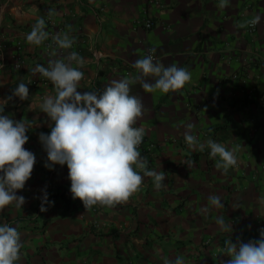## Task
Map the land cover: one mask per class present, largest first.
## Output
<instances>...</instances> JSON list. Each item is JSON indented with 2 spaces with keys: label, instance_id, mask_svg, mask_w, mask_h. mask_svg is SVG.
Wrapping results in <instances>:
<instances>
[{
  "label": "crops",
  "instance_id": "obj_1",
  "mask_svg": "<svg viewBox=\"0 0 264 264\" xmlns=\"http://www.w3.org/2000/svg\"><path fill=\"white\" fill-rule=\"evenodd\" d=\"M218 4L219 0H0V114L26 120L29 139L24 147L36 157L31 178L16 193L26 203L0 211V225L17 228L21 236L17 264H163L176 257L184 264H221L230 259L224 255L226 241L260 238L264 0H230L224 9ZM50 9L55 15L53 23L46 24L48 40L71 29L76 41L72 49H56L57 56L51 55L55 45L47 49L44 43L33 46L26 41L31 26L41 16L48 19ZM257 14L262 18L254 31L236 27ZM147 19L154 22L151 28L145 26ZM19 40L24 43L21 69L14 65ZM149 48L155 49L158 62L176 64L192 74L183 89L167 94L145 92L139 82L131 86L130 94L144 104L135 126H142L155 145L152 154L139 151L150 170L164 173V186L157 191L152 178L144 177L140 191L127 203L86 210L72 198L67 165L52 170L44 166L47 153L39 134L50 133L53 122L40 105L55 92L49 80L32 70L75 51L85 60L77 91L102 92L112 80L136 75L133 64ZM21 82L29 98L6 101ZM188 123L195 125L193 134L201 143L212 139L229 149L238 147L237 166L225 174L215 168L218 157L213 159L210 149H190L183 135ZM44 191L51 203L41 212ZM213 194L221 198L222 208L208 204ZM217 216L232 232L220 229Z\"/></svg>",
  "mask_w": 264,
  "mask_h": 264
},
{
  "label": "clouds",
  "instance_id": "obj_2",
  "mask_svg": "<svg viewBox=\"0 0 264 264\" xmlns=\"http://www.w3.org/2000/svg\"><path fill=\"white\" fill-rule=\"evenodd\" d=\"M229 3L230 0H219L218 7L224 9ZM53 15L55 13L50 9L48 18L51 19ZM261 18L257 14L236 27H255ZM45 28V18L41 16L26 35L27 43L40 46L47 41L50 34ZM70 31L52 36L56 46L52 56L58 55L56 49H72L76 41L69 34ZM154 51L149 49L148 55L134 62L136 75L114 79L102 92L77 91L84 79L80 69L84 67L85 60L75 51L68 52L63 58L50 60L47 67L38 64L32 70L33 75L39 73L49 80L55 92L54 95L45 96L40 105L41 112L53 122L50 133L39 134V142L47 153L44 166L52 170L55 165H67L72 198H78L86 210L96 205L115 208L127 203L140 191L144 177L152 178L157 191L164 186V173L150 170L149 161L139 151L145 130L135 125L143 116L144 104L140 97L130 94L131 86L139 82L145 92L167 94L183 89L191 82L192 74L176 64L165 66L154 62ZM149 77L152 78L151 82L147 79ZM13 97H19L22 101L29 98L25 83H19L6 101ZM2 112L3 109H0ZM194 127V124L188 123L183 134L190 149L201 152L206 147L210 149V156L213 159L218 157L215 168L223 170L225 174L237 166L238 147L229 149L212 139L201 143L193 134ZM28 130L25 119L14 120L0 114V211L13 203L17 208H22L26 203L25 197L16 193L24 189L36 163L34 153L24 147L29 139L26 135ZM187 163L190 168L193 162L189 160ZM50 203L44 191L40 211H47L44 205ZM259 203L264 205V197L259 198ZM208 204L217 209L224 206L221 198L215 194L208 197ZM208 210L204 209L205 212ZM216 224L221 230L232 232L231 225L226 224L222 216L216 217ZM22 247L17 228L0 225V264H17ZM224 255L230 259L221 264H264V229H260L258 240L247 243L239 239L236 243L226 241ZM163 264H184V260L182 257L174 260L166 258Z\"/></svg>",
  "mask_w": 264,
  "mask_h": 264
},
{
  "label": "built area",
  "instance_id": "obj_3",
  "mask_svg": "<svg viewBox=\"0 0 264 264\" xmlns=\"http://www.w3.org/2000/svg\"><path fill=\"white\" fill-rule=\"evenodd\" d=\"M45 22H46V24H48V23H53V20H52V18H51V19L48 18V19L45 20ZM153 25H154V22H153L152 20L147 19V20L145 21V26H146V27L151 28ZM256 26H257V25H256ZM256 26H255V27H251V26H249V27H250V30H251V31H254V30L256 29ZM44 44H45V47H46L47 49H50L52 46L55 45V44H54V41H53L52 39L45 41ZM50 45H51V47H50ZM149 49H151V48H149ZM149 49H147V50L144 52V55H143V56H146V55L149 54ZM2 52H3V49H1V53H2ZM152 55H153V57H154V62L157 61V60H158V55H157V53L154 51V52L152 53ZM23 58H24V43H23V41L19 40V41L17 42V51H16V53L14 54V60H15L14 65H15V68H17V69H21V68H22V66H23V62H24ZM126 74H130V71L127 70V71H126ZM145 144H147L146 147H143ZM154 146H155V145H154L153 143H151V142L148 141V138H147V136H146V134H145V136H144V138H143V142H142L141 145L139 146V149L142 148L144 151H146V152L152 154V151H153V149L155 148ZM144 148H146V149H144Z\"/></svg>",
  "mask_w": 264,
  "mask_h": 264
}]
</instances>
